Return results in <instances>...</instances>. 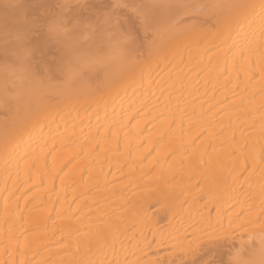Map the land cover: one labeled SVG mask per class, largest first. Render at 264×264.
Returning a JSON list of instances; mask_svg holds the SVG:
<instances>
[{
	"label": "bare ground",
	"instance_id": "1",
	"mask_svg": "<svg viewBox=\"0 0 264 264\" xmlns=\"http://www.w3.org/2000/svg\"><path fill=\"white\" fill-rule=\"evenodd\" d=\"M12 60L0 264H264V0H0Z\"/></svg>",
	"mask_w": 264,
	"mask_h": 264
},
{
	"label": "rangeland",
	"instance_id": "2",
	"mask_svg": "<svg viewBox=\"0 0 264 264\" xmlns=\"http://www.w3.org/2000/svg\"><path fill=\"white\" fill-rule=\"evenodd\" d=\"M226 1H229V0H226ZM202 3H201L202 5L201 4H199V5H201L203 7L204 2H202ZM202 7H200V10H201ZM196 8L199 9V6L198 7L196 6ZM189 9H190V7H189ZM110 60H112V57L103 56V57H95V58L94 57L93 58L88 57L87 58V56L82 55V56H78L73 61L65 62V63L62 62L60 64L61 67H59L61 69V71H62V74L61 75L60 74L56 75L54 77H51V79L46 80V81L43 82V87H45V88H51V87L54 88L53 89L54 90L53 94L47 96V99L49 101H54V100L56 101V100L64 98V96H67L64 93L68 89L67 87L69 85V82L65 81L64 76L72 75V77H71L73 79L72 84H76L77 81H81V78L85 77L90 72V70L92 69L93 65L92 66H89V65H91L92 62H94L95 65H96L97 63L98 64L99 63L102 64V62H107V61H110ZM164 60H166V59H164ZM164 60H158L157 59V60L154 61V63H156V62L163 63ZM87 61H88V63H87ZM89 62H91V64H89ZM16 63H17L16 60L15 61L12 60L11 63H10L11 64V68L9 70V75L11 76V78L7 82L5 87L3 88L5 94L4 93L3 94L0 93V106L6 104L7 101H11L10 95L13 96V97L17 96L18 94H20L24 90H26L28 87L33 86L35 84V82H34L35 79L30 80V81H22V79L27 78V77L32 78V74L33 73H32V70L28 69V67H22V66L20 67V65L16 64ZM58 66H57V69H59ZM124 66L125 65H123L121 67H124ZM43 77H44L43 74H41V76L37 75V78H43ZM118 82H119V78L117 77V78L112 79L108 83L109 84H114V83L117 84ZM72 84H71L70 87H72ZM15 86H21V87L16 88ZM74 97H77V96H74ZM79 97L82 98V99H86L88 97V93H83ZM0 116L1 117H5L6 114L5 113H1V111H0ZM261 164L262 163H260L259 166ZM77 186L80 187L79 183L77 184ZM205 232H206V233H204L205 235H209V234L212 235L210 230H207ZM191 237H192V235H189L188 238L190 239ZM188 248H189V244L182 243V244H179L175 248L169 249V251H173V250L182 251V250H187ZM130 258H131L130 256L127 257L128 260Z\"/></svg>",
	"mask_w": 264,
	"mask_h": 264
}]
</instances>
